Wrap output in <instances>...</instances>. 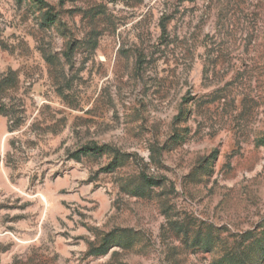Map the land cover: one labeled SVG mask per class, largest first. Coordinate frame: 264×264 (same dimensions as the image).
<instances>
[{"label":"rangeland","instance_id":"1","mask_svg":"<svg viewBox=\"0 0 264 264\" xmlns=\"http://www.w3.org/2000/svg\"><path fill=\"white\" fill-rule=\"evenodd\" d=\"M6 76L0 264L264 259V0H0Z\"/></svg>","mask_w":264,"mask_h":264},{"label":"trees","instance_id":"2","mask_svg":"<svg viewBox=\"0 0 264 264\" xmlns=\"http://www.w3.org/2000/svg\"><path fill=\"white\" fill-rule=\"evenodd\" d=\"M13 84L14 79L11 76L0 78V91H4L5 89L10 88L11 86H13ZM135 237L136 233L129 228H116L111 235L104 237L98 245L96 244L90 246L89 252L104 254L108 252L111 247L114 246H118L123 249H128L129 247H133L135 242L138 241V239H135ZM200 242L206 244L208 241L207 239H200ZM249 247H251V244L249 245ZM248 257L249 255H246L245 260H248ZM253 260H257L259 264H264V259L261 258V255H259L257 259L254 257ZM239 264H245V261H240Z\"/></svg>","mask_w":264,"mask_h":264}]
</instances>
